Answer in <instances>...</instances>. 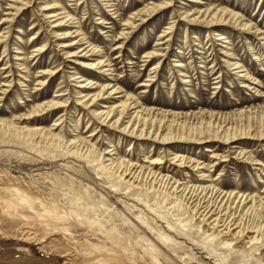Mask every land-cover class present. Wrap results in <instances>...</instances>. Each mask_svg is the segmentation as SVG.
<instances>
[{
	"label": "rangeland",
	"instance_id": "rangeland-1",
	"mask_svg": "<svg viewBox=\"0 0 264 264\" xmlns=\"http://www.w3.org/2000/svg\"><path fill=\"white\" fill-rule=\"evenodd\" d=\"M29 1L15 20L2 25L13 0H0V34L5 32L4 43L0 42V91L10 69L15 84L6 96H0V117L16 122L36 104L38 93L45 95L39 101L48 99L62 86L72 92L65 109L56 110L51 116H38L37 122L19 124L51 129L65 141L77 135L88 140L97 151L104 154L115 149V156L137 165H149L162 157L166 153L165 145L129 138L102 125L78 104L69 75L79 65L65 59L52 33L54 19L43 15L44 4L52 0ZM56 1L83 22L84 32L93 44L114 59L119 84L141 97L145 105L184 113L192 125L204 117L209 120L210 113L221 116L226 127L247 124L248 116H256L257 128L264 129L261 122L264 119V65L255 59L249 42H253L255 50L260 49L262 62L264 45L255 34L244 33L239 28H219L229 40L223 43L208 36L207 28L178 20L166 54L145 61V52L157 46L175 10L194 8V2L175 0L172 8L134 28L118 49L112 30L118 38L120 29L125 28L119 15L126 18L144 0ZM204 1L203 7L212 3L229 6L264 30V0ZM102 20L103 23H97ZM37 30L40 42L34 43ZM49 39L46 51L32 60L34 46L48 43ZM4 47H7V57L3 56ZM226 49L234 55H224ZM16 51L24 57L22 70L28 74L27 86H21L17 80L21 73L18 60L14 59ZM55 57L54 64H66L65 72H60L37 92L33 76L39 68L35 63L38 60L46 63ZM223 58H236L233 60L251 71L256 78L254 82L261 84L242 87L243 79L229 69ZM159 60L162 63L158 74H153L152 83L139 86ZM178 61L184 66L177 67ZM220 71V87L214 89ZM88 74L101 82L109 80L97 70L90 69ZM186 76L190 83H183ZM62 112L65 113L63 123L56 125ZM93 131L98 133L90 136ZM208 138L203 139V144L192 141L166 145L206 168L195 169V163L179 167L172 163V155L165 157L162 164L151 167L181 183L199 184L206 179L236 193L264 198V139L238 137L233 143H225L208 141ZM252 159L261 164H253ZM107 163L88 162L72 156L68 149L55 148L38 139L22 140L12 133H0V264H264L263 219L240 209L228 211L203 195L169 193L170 187L167 190L150 178L152 188L141 185L134 188L136 184L126 182L129 177L119 182V174L108 169ZM203 172L209 176L204 177ZM226 242L231 244L224 247ZM223 252L230 254L227 259L221 256Z\"/></svg>",
	"mask_w": 264,
	"mask_h": 264
},
{
	"label": "bare ground",
	"instance_id": "bare-ground-1",
	"mask_svg": "<svg viewBox=\"0 0 264 264\" xmlns=\"http://www.w3.org/2000/svg\"><path fill=\"white\" fill-rule=\"evenodd\" d=\"M189 1L194 2L196 7L185 9L183 11H181V9H178L177 11L175 10L173 20L161 33L159 42L156 44L157 46L145 52V61H152L154 58L162 57L166 54L165 51L170 47L171 39L177 25L176 22L178 20L207 28L208 36L217 40H223V43H227L229 40L226 39L227 37L223 36V33L219 32V28L232 27L239 28L240 30H243L244 33L255 34L258 39L263 41L262 43L264 45V30H262L257 22H253L252 19L246 20L242 14L229 6H219L212 3L208 4L207 7H203L202 5L206 3L204 0ZM29 2V0H13L8 7L10 11L8 10L9 12H7V15L1 22L2 25L15 20L16 15H18L23 9H26ZM174 5L175 0H144L141 5L134 8L126 18H122L123 15L120 14V19L123 21L122 25L125 26V28L120 29L118 32V38L114 33L115 30H112V38L114 41H117L115 42V45L117 46L116 48L119 49L123 47L125 40L130 37L134 28L138 27L140 24L147 23L155 15L160 12H166L167 9L172 8ZM111 6L114 7L115 5L112 4ZM42 10L44 18L54 19L51 21V23H55L53 26L55 30H53L52 33L57 37L56 41L58 42V46L61 47L60 51H62L65 59H69L73 61V63L79 65V68L75 65V67H73L75 69H73L72 74L69 75V80L73 82V86L76 89L73 92V96L78 104L81 105L92 118L100 122L102 125L125 134L132 139L151 140L163 144L165 145L164 150L166 153H164L162 157L150 162L149 165H137V163H134L131 160L123 159L118 155L115 156L117 153L114 151L115 149H111V151H107L103 154L94 149V146L92 144L90 145L88 140L77 135L65 141L64 139L58 138V134L53 133L51 129L38 128L35 127V125L19 124L25 121L37 122L38 120L36 117L38 116H51L54 111H59L62 108L65 109V107L68 106L72 92H67V89L64 90L62 86H60V89L55 95H52L48 99L44 98L39 101L40 97L44 94L38 93L35 97V99H38L35 100L36 104L27 109L26 113L20 115V117L17 118L18 121L15 122L0 117V133H12L13 135L20 137L22 140L38 139L40 142H48L55 148L63 147L64 149H68L72 156L88 162H92L93 160H96L98 163L108 162L106 167L119 174V182H122L129 177L126 182L130 183V181H132L131 185L136 184L134 188H137L139 185L142 187H148L149 189L152 188L153 184L149 185L150 182L148 181L150 178L154 182L158 181L161 185L163 184L166 186L167 190L170 187V191H167L169 193L176 191L182 192V195L185 193L188 194L189 192L197 196L203 195L204 198L209 197V199L215 202V204H218V206H225L228 211L230 209H240L244 210L246 214L257 216L259 219L264 220V198L260 196L255 197L254 195L236 193L233 190L224 189L212 183H208L209 180L206 179L205 182L199 184H190L189 182L181 183L179 180H174L173 177L169 178V175L166 177V175L153 170L151 167V165L162 164L165 157H170L172 155L170 158L172 159V163L179 167H189L193 166V163H195V169L206 168V165H201V162H195L191 157L179 155L178 153L173 152L169 147H166V145L176 142L189 143L192 141H197L198 144H203V139L208 138L209 136L212 138H208V141L214 139L215 141L219 140L224 141L225 143H233L240 139L238 137H248L253 139L258 137L259 139H264V129H261L260 127L257 128L256 123L258 122V118L256 116H248L247 124L242 123L243 125L241 124V126L237 124L226 127L223 125L225 120L222 121L221 116L219 117L215 113H210L209 120L204 117L201 122L192 125L188 124V120L186 119L188 116L186 114L184 115V113L159 109L154 106H147L143 103L141 97L136 96L134 93H130L119 84V80L116 78L117 69L114 59H112L109 54L105 53L104 49L93 44L90 37L84 32L83 22L77 20L78 17L75 13L67 10L66 7H60L56 0L44 4ZM111 10H115L114 13H118L117 8ZM103 22L104 20L97 23L100 24ZM65 26L67 27L64 30ZM37 33L38 30L36 31V35H34V43L40 42L41 35ZM4 36L5 32L0 34L1 44L4 43ZM49 41L50 39L48 40V43L46 42L34 46V49L31 52L32 60H36L38 55H41L46 51L45 49L49 47ZM160 45L162 46L160 47ZM6 48L7 47H4L3 50V56L5 57L8 56L5 55L7 51ZM249 48L253 51L255 59H259L261 65H264L260 49L255 50L253 42H249ZM223 54L229 56L234 55L229 53L227 49L223 50ZM14 59L18 60V71L21 73L17 80L22 84L21 86H27L28 84H25V77L28 76V74L24 73L22 70L24 57L21 55L20 51H16ZM233 59L236 58H223V61L226 62L231 71H234L233 73H237L239 77L243 79L242 87L250 88L253 84H261L254 82L256 78H254L251 71H249L244 64ZM9 62L10 60L7 59L6 63L9 64ZM55 62L56 57L46 63H43L40 60L35 63V66L39 68L38 73L33 76L36 81L37 92L44 89L48 82H52L60 72H65L66 64L62 63L56 65L54 64ZM161 63L162 60H159L152 68H150L148 78L141 82L139 86L146 87L152 83L154 79L153 74H158ZM176 66L183 67L184 65L178 61ZM5 68L9 69V65H6ZM201 68H204V65H201ZM90 69L97 70L98 73L104 74L103 76H106L109 80L101 82L99 79L92 78L90 74H88ZM181 71L182 69H179V72ZM10 72L11 69L6 75L7 78L2 81V86L4 87H1V97L6 96L9 89L15 85L13 83L14 78H12ZM221 77L222 73L220 71L219 75L216 77L217 81L213 87L214 89L220 87L218 83L221 82ZM190 81L189 77L186 76L183 83H190ZM69 93H71V95H68ZM1 101L2 100L0 99V102ZM60 115V118L55 122L56 125L63 123L62 119L64 118L65 113L62 112ZM182 118L185 119L181 120ZM261 122L264 127V119ZM97 133V131H93L90 136L96 135ZM208 151H210L209 148ZM107 155L111 156L108 157ZM212 156L218 157L217 154H213ZM252 160L253 164H261V162L256 159ZM202 175L204 177L209 176L204 172ZM217 236L218 235L214 236L213 239L217 238ZM226 243L224 244V247L231 244L228 243L227 245ZM229 255L230 254L223 252L221 256L224 259H227ZM18 258L21 259V257ZM26 260L32 261L30 258H26Z\"/></svg>",
	"mask_w": 264,
	"mask_h": 264
}]
</instances>
